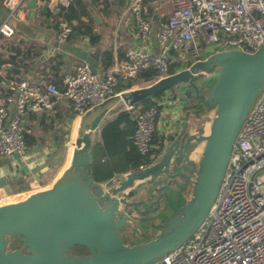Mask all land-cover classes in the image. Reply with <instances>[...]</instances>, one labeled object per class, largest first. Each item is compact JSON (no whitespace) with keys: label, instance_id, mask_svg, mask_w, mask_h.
Returning a JSON list of instances; mask_svg holds the SVG:
<instances>
[{"label":"water","instance_id":"water-1","mask_svg":"<svg viewBox=\"0 0 264 264\" xmlns=\"http://www.w3.org/2000/svg\"><path fill=\"white\" fill-rule=\"evenodd\" d=\"M36 6V0H30L28 7ZM47 7L45 2L44 11ZM263 83L264 44L252 53H212L149 85L121 92L96 115V110L89 111L67 173L51 188L0 206V264H156L180 249L217 200L238 132ZM185 84L197 104L214 110L209 130L196 134L185 128L150 165L96 181L95 139L106 116ZM206 85L207 98L200 93ZM114 98L120 104L110 109ZM194 142L203 143L197 164L188 150ZM187 182L191 196L177 205ZM171 210L174 216L166 221L162 216ZM131 226L138 236L132 245L123 240ZM151 228L159 230L153 233ZM76 246L89 253L76 255Z\"/></svg>","mask_w":264,"mask_h":264},{"label":"built area","instance_id":"built-area-1","mask_svg":"<svg viewBox=\"0 0 264 264\" xmlns=\"http://www.w3.org/2000/svg\"><path fill=\"white\" fill-rule=\"evenodd\" d=\"M114 1L122 13L133 15L144 44H149L157 24V50L132 48L101 72L82 62L64 75L62 86L49 73L31 81L7 77L0 69V156L24 158L28 152V113L53 111L63 98L72 102L78 135L85 128L89 111L121 94L116 90L120 81L133 83L149 69L157 71L159 78L170 75V64L177 61L173 53L189 59L191 65L215 52L252 53L264 44V0H156L153 8L150 0ZM25 2L4 0L8 14L0 24L3 45L15 35L14 21L19 12H26ZM57 2V37L66 41L73 33L66 18L72 3ZM208 51L211 53L204 57ZM124 110L135 121L134 145L147 155L153 146L159 108L127 105ZM36 187L0 195V206L27 198ZM156 264H264V83L238 132L220 194L209 215L191 239Z\"/></svg>","mask_w":264,"mask_h":264},{"label":"crops","instance_id":"crops-1","mask_svg":"<svg viewBox=\"0 0 264 264\" xmlns=\"http://www.w3.org/2000/svg\"><path fill=\"white\" fill-rule=\"evenodd\" d=\"M70 1L77 6L80 19L76 21L75 32L70 38L60 41L57 37L59 28L56 24L57 0H36L35 9H30L28 7L30 0H26V12H19L18 19L14 21L15 35L6 45L0 43L1 57L15 61L14 63L8 61L0 66L3 74L7 77L18 76L38 81L44 73H49L52 80L62 86L64 75L73 72L82 62L89 63L95 72H101L106 70L107 65L109 69L116 61L124 58L126 52L132 48L148 47L153 51L157 50V24H154L149 44H144L138 34L133 15L129 12L122 13L114 0ZM45 2H48V7L44 11ZM82 6L84 10L80 8ZM7 14L4 0H0V24ZM88 29L92 30V34L85 33ZM208 53L211 52H206L204 57ZM173 54L177 60L174 63H178L177 71L190 65L189 59L181 58L177 53ZM141 81H134V84L120 81L116 90L123 92L152 83L146 79ZM128 84L131 86L129 87ZM190 93L188 85L185 84L173 87L157 98L159 118L152 149L159 150L162 143L165 147L170 138L177 137L185 128L186 132L196 134L207 131L204 125L213 118V109L208 108L205 111L202 108L196 109L193 105L198 104ZM119 104L120 101L114 98L107 107L114 109ZM101 110V107L98 108L94 115ZM198 110H201L199 114ZM121 111L106 116L95 139V155L102 154V161H111L109 170L113 171L114 176L125 175L132 170L119 171L120 166H117L112 161L113 157L105 151L101 132L104 126L116 119ZM89 120L86 118L85 124ZM25 122L28 127L26 156L24 158L19 155L11 158L0 156V195L9 196L26 192L31 189V185H37L31 193L51 188L69 168L78 128L72 102L63 98L53 111L28 113ZM129 125L134 131L133 118L130 119ZM126 127V124L122 126L124 129ZM196 145L191 148L190 153L197 164L203 144ZM191 192L192 185H189L184 191L185 201L191 196Z\"/></svg>","mask_w":264,"mask_h":264},{"label":"trees","instance_id":"trees-1","mask_svg":"<svg viewBox=\"0 0 264 264\" xmlns=\"http://www.w3.org/2000/svg\"><path fill=\"white\" fill-rule=\"evenodd\" d=\"M84 10L83 6L80 7ZM79 13L77 10V6L73 3L69 5L68 10L66 12V18L73 27V33L75 32V25L76 21H79ZM86 34H92V30L88 29L85 31ZM11 61L15 62L14 60H6L1 57L0 53V66L4 63ZM178 63L170 64L169 70L170 74L177 72ZM108 69V65L107 68ZM142 79H146L150 82H155L159 79V74L157 71L153 69H149L143 71L140 75ZM130 87L131 85L128 84ZM164 92L158 93L155 96H152L145 101L137 104L135 107H140L142 109L148 108L150 106L156 105L158 108V102L156 101ZM196 103V102H195ZM197 104V103H196ZM196 109L201 108V104L193 105ZM191 108V107H190ZM131 119V114L127 110L121 111L117 118L113 121L107 123L101 133V137L104 139V148L109 155L113 157L112 161L115 162L117 166H120L119 171L127 172L129 170H134L140 168L142 166L150 165L154 160L155 157L159 156L162 153L164 145L162 143L159 150H154L151 148L150 152L147 155H142L136 148L131 138L133 131L131 126L129 125ZM126 124L127 127L124 129L122 126ZM155 141V135L152 145ZM101 152V151H99ZM102 154L100 155L97 153L94 158V164L92 168V176L96 181L105 182L110 178L114 177L113 171L109 170V162L111 161H102ZM122 167V169H121ZM94 171V172H93ZM73 252L76 255H86L88 254L87 248L83 246H76L73 249Z\"/></svg>","mask_w":264,"mask_h":264},{"label":"rangeland","instance_id":"rangeland-1","mask_svg":"<svg viewBox=\"0 0 264 264\" xmlns=\"http://www.w3.org/2000/svg\"><path fill=\"white\" fill-rule=\"evenodd\" d=\"M155 5H157V3H151V7L153 8V7H155ZM185 60H182V62H184ZM141 80H144V79H142L141 77H139L137 80H135L136 82H142ZM209 90H210V86L209 85H206V86H204L203 88L202 87H200V93L201 94H203L206 98L208 97V92H209ZM190 95H192V96H194V91L191 89L190 90ZM100 108V107H99ZM201 108H202V110H208V107H206V106H204L203 104H201ZM212 117H214V110L212 111ZM213 119V118H212ZM212 119L211 120H209L208 121V123L206 124V125H204V127H206L207 128V130H209V128H210V126H211V122H212ZM197 144V142H194L192 145H191V147L188 149L189 151L191 150V148H193L195 145ZM198 144H203L202 142H199ZM198 144L196 145V146H198ZM200 148V147H199ZM201 149V148H200ZM201 156H202V153H201ZM196 167H197V165H196ZM193 168H195V166H193ZM186 185H187V187L190 185L191 186V183L190 182H187L186 183ZM184 192H183V195H182V197H180L179 199H177V203L178 204H181V203H184L185 202V200H184ZM177 204V205H178ZM174 216V214L173 213H169L168 215L167 214H164L163 216H162V218L163 219H165L166 221L167 220H169L170 218H172ZM139 225V223H137V226ZM135 227H133V226H131L130 228H128V229H125L126 230V232H127V235L125 236V237H123V240H124V242L125 243H127V244H130V245H132L133 243H134V241H135V239H136V237H137V234H136V232H135ZM158 230L159 229H157V228H151L150 229V231L151 232H153V233H156V232H158ZM141 238H143V237H141Z\"/></svg>","mask_w":264,"mask_h":264},{"label":"flooded vegetation","instance_id":"flooded-vegetation-1","mask_svg":"<svg viewBox=\"0 0 264 264\" xmlns=\"http://www.w3.org/2000/svg\"><path fill=\"white\" fill-rule=\"evenodd\" d=\"M169 213H173V214H174V211L171 210ZM169 213H168V214H169ZM158 222H159V221H158ZM137 237H138V236H137ZM140 238H141V237H140ZM141 239L144 240L145 238L143 237V238H141ZM135 240H136V239H135Z\"/></svg>","mask_w":264,"mask_h":264}]
</instances>
